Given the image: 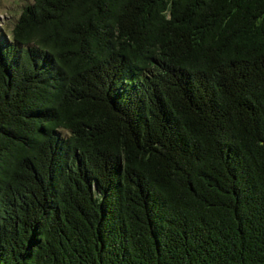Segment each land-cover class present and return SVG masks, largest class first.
Returning <instances> with one entry per match:
<instances>
[{
    "label": "trees",
    "instance_id": "1",
    "mask_svg": "<svg viewBox=\"0 0 264 264\" xmlns=\"http://www.w3.org/2000/svg\"><path fill=\"white\" fill-rule=\"evenodd\" d=\"M0 264H264V0L2 25Z\"/></svg>",
    "mask_w": 264,
    "mask_h": 264
},
{
    "label": "rangeland",
    "instance_id": "2",
    "mask_svg": "<svg viewBox=\"0 0 264 264\" xmlns=\"http://www.w3.org/2000/svg\"><path fill=\"white\" fill-rule=\"evenodd\" d=\"M30 0H0V29L12 23Z\"/></svg>",
    "mask_w": 264,
    "mask_h": 264
}]
</instances>
